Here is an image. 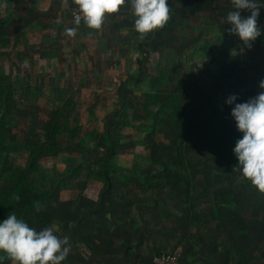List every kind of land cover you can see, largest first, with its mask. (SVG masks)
Here are the masks:
<instances>
[{"label": "rangeland", "instance_id": "1", "mask_svg": "<svg viewBox=\"0 0 264 264\" xmlns=\"http://www.w3.org/2000/svg\"><path fill=\"white\" fill-rule=\"evenodd\" d=\"M116 33L25 53L0 30V220L56 225L61 264L129 260L154 237L183 264H264V193L241 176L225 104L264 91V35L125 53Z\"/></svg>", "mask_w": 264, "mask_h": 264}, {"label": "crops", "instance_id": "2", "mask_svg": "<svg viewBox=\"0 0 264 264\" xmlns=\"http://www.w3.org/2000/svg\"><path fill=\"white\" fill-rule=\"evenodd\" d=\"M76 6L78 5L74 0H0V30L3 34L5 29H8L11 45L13 47L23 46L24 49L20 51L25 53L32 51L31 45L37 47V49H33V52L64 53V49L73 52L76 47L78 49L84 46L82 42L85 43L89 36H95L97 40H102V36L106 34L107 37L110 32H117L125 53H129V46L135 44V48L139 52L145 51L148 46L153 49L157 44L155 42L157 39H163L162 51H172L177 42L181 41L182 43V40L178 39L180 37L183 38L185 46H194L201 35L205 47L217 45L218 51L222 52L226 50V46L233 43L235 37L227 32L230 25L222 23L232 8L231 0H169L171 11L168 24L146 35L135 31V17L128 4L125 5L121 13L107 16L105 22L113 21L110 28L103 29L105 26L103 24L99 30L89 29L83 23L78 26L75 24L70 17V12ZM260 12H264V8ZM241 14L246 16L250 13H244L241 10ZM260 23L264 27V17ZM72 27H77V34L71 38L65 36L63 34L65 29ZM178 30L184 31L183 34L178 33ZM199 30L202 31V34ZM170 43L173 46L169 48ZM51 44H54L53 47L57 46L58 49H41L44 45L50 46ZM209 47L206 48L208 51ZM59 59L66 62L65 59ZM72 60L74 61V58ZM151 242L152 244L145 246L141 243L139 245L136 243L135 247L132 246L134 256L129 260H124V257H121L122 259L119 261L104 254L97 256L92 262L94 264H147L151 262L152 264L155 256L166 250H171V245H173L156 241V237L152 238Z\"/></svg>", "mask_w": 264, "mask_h": 264}, {"label": "clouds", "instance_id": "3", "mask_svg": "<svg viewBox=\"0 0 264 264\" xmlns=\"http://www.w3.org/2000/svg\"><path fill=\"white\" fill-rule=\"evenodd\" d=\"M83 17L84 25L92 30L102 28L105 19L116 14L126 0H74ZM133 10L134 28L146 35L166 26L170 20L169 0H127ZM232 8L222 23L230 25L229 34L237 36L244 45L264 35V27L258 23L264 0H231ZM247 10L249 15H242ZM81 23V16L74 18ZM77 27L66 28L64 35L74 37ZM264 89V79L259 83ZM233 94L225 104L231 107V116L242 138L236 141L233 149L238 159L242 178L250 181L259 192L264 193V91L246 102L237 103ZM56 225L37 230L12 212L0 220V253L6 255L12 264H61L69 255L71 245L67 236L57 235Z\"/></svg>", "mask_w": 264, "mask_h": 264}, {"label": "built area", "instance_id": "4", "mask_svg": "<svg viewBox=\"0 0 264 264\" xmlns=\"http://www.w3.org/2000/svg\"><path fill=\"white\" fill-rule=\"evenodd\" d=\"M125 5H127V0H126ZM125 5L122 6L121 10L116 14L121 13ZM77 15L81 16V23H83V17H82V14L80 13L78 6L72 8L70 12V17L73 21H74L75 16ZM152 264H183V262L178 254L160 253L153 258Z\"/></svg>", "mask_w": 264, "mask_h": 264}]
</instances>
